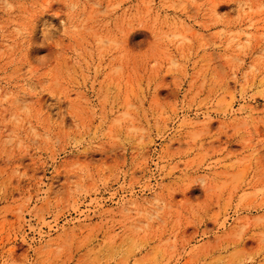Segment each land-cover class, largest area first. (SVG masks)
Listing matches in <instances>:
<instances>
[{
	"label": "rangeland",
	"instance_id": "obj_1",
	"mask_svg": "<svg viewBox=\"0 0 264 264\" xmlns=\"http://www.w3.org/2000/svg\"><path fill=\"white\" fill-rule=\"evenodd\" d=\"M0 264H264V0H0Z\"/></svg>",
	"mask_w": 264,
	"mask_h": 264
}]
</instances>
